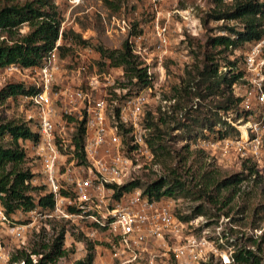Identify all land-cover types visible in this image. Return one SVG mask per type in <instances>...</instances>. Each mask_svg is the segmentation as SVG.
<instances>
[{
    "label": "trees",
    "instance_id": "obj_1",
    "mask_svg": "<svg viewBox=\"0 0 264 264\" xmlns=\"http://www.w3.org/2000/svg\"><path fill=\"white\" fill-rule=\"evenodd\" d=\"M98 1L112 13L119 10L120 0ZM211 3L213 7L200 18V23L204 30L209 23L219 25L209 30L211 34L206 36L201 46H197L198 51L199 49L202 51L199 64L191 66L181 84L172 88V97L166 98L174 101L172 106L162 111L160 106H157L160 115L158 118H153L149 112L144 113L145 126L151 130V136L147 137L146 144L152 154L153 163L161 156H169L162 144L163 133L160 132L159 125H166L168 129L167 125L173 123L169 131L184 130L185 135L180 139L185 142L183 149H187L190 146L198 147L195 144L199 139L196 138L198 135L201 140H210L212 136L217 142L232 135L236 136L237 131L232 124L238 120L247 121V117L253 114V103L249 109L241 106L240 93L250 86L248 79L245 85L238 87L244 78L238 66L239 60H242L244 66V55L240 59L231 56L244 45L250 48L263 39L264 0H211ZM61 21L55 0H23L21 3L0 0V69L9 65H16L22 69L38 68L55 47L56 42H60V45L55 47L58 59L69 52V48H65L61 42L87 45V41L82 40L73 30L61 29ZM189 45L188 42L187 46ZM96 51L108 62L109 68H121V77L125 84H120L118 88L123 92L122 98L138 95L152 86L151 76L132 52L128 37L117 50L103 51L96 48ZM262 74L264 77L263 69ZM126 85L130 86V89ZM262 89L264 92V80ZM33 92L34 90L23 81H8L0 87V105L7 100L30 96ZM181 99L195 102L188 107L181 106ZM262 112L264 114V108ZM121 130L123 139L129 141V130L125 128ZM188 133L193 135L190 136ZM164 135L167 133L164 132ZM37 140V134L30 124L0 122V207L6 215L26 213L33 208L52 210L51 194L47 193L43 186L32 184L36 174L32 173L31 168L24 166L26 152L21 144L25 142L34 144ZM83 140L84 130L82 123H79L73 133L74 156L78 164H84ZM262 149L264 151V143ZM248 162L247 160L244 162L246 164H242L245 174L239 172L219 179L212 170L200 171L197 173L199 184L195 185L194 189L188 188L187 181L181 180L174 170H169L166 176H160L145 185L134 179L115 187L114 197L118 198L134 188H140L142 195L147 199L166 198L174 202L176 197L192 192L197 199L217 206L216 211H221L239 197L241 183L255 173L253 165L247 166ZM230 211L228 208L221 215L228 217L232 224L241 220L240 217H229ZM175 213L180 221L187 222L203 216L205 208L200 204L189 215L181 216ZM242 213L243 209L235 210V214ZM214 215L218 217V214ZM44 224L48 226V230L42 226L33 232L32 239L25 246L16 248L9 254L7 264H57L60 259L69 256L71 250L63 246L67 232L65 224L53 220H45ZM241 235V238L235 236L233 244L228 243L233 245L232 262L229 264H264V250L261 248L264 243L263 236L244 238L243 234ZM79 237L75 236L74 240L80 241ZM84 245L85 256L69 264L92 263L94 259L92 245L88 242H84Z\"/></svg>",
    "mask_w": 264,
    "mask_h": 264
},
{
    "label": "built area",
    "instance_id": "obj_2",
    "mask_svg": "<svg viewBox=\"0 0 264 264\" xmlns=\"http://www.w3.org/2000/svg\"><path fill=\"white\" fill-rule=\"evenodd\" d=\"M66 1L72 8L82 0ZM164 32V28L158 32L162 36L157 43L161 49L167 45ZM263 42L264 37L244 54L250 85L240 93L244 109L252 103L264 108L263 61L259 58ZM59 45L60 42L55 43V47ZM55 47L38 68L9 65L0 69V87L7 79L16 78L34 90L32 95L21 97L30 106V121L38 137L36 143L29 142L38 162L31 171L41 177V186L53 200L51 211L33 208L26 213L6 215L0 207V264H7L9 256L2 248L4 237L21 248L35 222L51 219L84 220L94 228L91 235L105 238L104 255L92 264L231 263L235 237L219 225L214 228L213 238L207 236L206 224L196 232V222L202 216L182 222L174 212L172 200L147 199L140 188L114 197L115 187L134 180L139 170L157 171L146 144V99L142 93L122 98L123 92L113 88L110 73L91 76L83 88H56L60 60ZM147 74L150 75L149 71ZM150 89L145 91L150 93ZM155 99L161 111L174 102L158 96ZM79 123L84 130V164L76 162L73 149V133ZM247 127L251 137L233 143L241 155L249 151L255 154L262 145L256 135V123H248ZM121 128L129 130V141L123 139ZM228 143L232 144L225 139L216 145L226 148ZM195 144L203 149L213 146L204 139H197ZM18 216H24L25 222L17 221ZM218 221L230 225L228 217L219 216ZM256 234L254 229L249 232L253 238Z\"/></svg>",
    "mask_w": 264,
    "mask_h": 264
},
{
    "label": "rangeland",
    "instance_id": "obj_3",
    "mask_svg": "<svg viewBox=\"0 0 264 264\" xmlns=\"http://www.w3.org/2000/svg\"><path fill=\"white\" fill-rule=\"evenodd\" d=\"M14 1L23 2V0ZM55 5L62 20L61 29L73 30L80 35L82 40L87 41L86 46L71 44L68 41L61 42L65 48H69V52L59 59L60 73L56 79V88H83L91 76L110 73L114 82L113 88L119 90L118 86L125 84L121 77V68H109L108 62L100 57L96 48H101L103 51L117 50L124 39L128 37L132 52L137 56V60L141 62L142 66L147 68L152 79L150 93L144 90L142 95L146 99L144 113L149 112L153 118L160 116L155 97L158 96L161 100L172 97V88L179 86L186 78V72L191 66L198 65L201 60L202 51L201 49L198 51L197 46H201L206 36L211 34L209 30L219 25L209 23L204 30L200 23V18L213 7L211 0H120L119 10L115 13L105 8L98 0H82L80 4L72 8L66 0H55ZM160 28L165 29L163 37L167 42L163 49L157 45L162 37L158 33ZM130 33L134 35L129 36ZM188 42L189 46H187ZM248 49L244 45L240 50L233 52L231 58L240 59ZM157 56H160V59H157ZM259 58L263 61L262 69L264 70V42L261 44ZM239 62L238 66L244 76L243 82L238 84L240 88L246 84L249 75L245 71L242 60ZM8 81L20 82L19 79L9 78L2 82L1 86ZM126 87L130 89L128 85ZM182 99L180 100L181 106L188 107L195 102L194 100L187 102ZM252 110L253 114L247 117V121L238 120L232 124L237 131V137L235 135L227 137L226 139L232 144L228 143L226 148L223 146L225 149L216 145L217 141L212 136L209 141L213 146L210 148L200 149L190 146L183 149L185 142L180 138L185 135L184 130L169 131L168 129L173 127V123L167 125L168 129H166V125H159V130L163 133L161 134L162 144L169 156H161L157 159L155 162L156 172L143 173L139 170L136 172L135 179H138L141 185H145L160 176H166L169 170H174L181 180L187 181L188 188L194 189L195 185L199 184L197 173L200 171L212 170L216 178L219 179L234 173H244L242 164H246L244 162L248 160L247 166L253 165L255 173L246 177V180L241 183L239 197L234 199L231 205L221 211H216L217 206L197 199L196 195L190 192L189 195H180L174 199V210L184 216L191 214L196 206L200 204L204 206L205 213L196 222L198 229L196 232H200L199 226L206 224L205 231L209 238L215 237L214 228L218 225L233 238L239 234H243L244 238H253L249 235L253 229L257 232L253 236L262 235L264 238V151L261 145L255 154L249 151L241 155L233 144L251 137V131L247 127L248 123H256V135L263 144V108L252 104ZM30 118V106L21 99L7 100L0 105V122L14 121L32 125ZM176 119L178 120V116ZM164 132L167 133L166 136ZM188 135L192 136L193 133H188ZM150 136L151 130L149 129L148 138ZM196 138L201 140L199 135ZM192 140L193 138L190 141ZM193 142L190 143L193 144ZM21 146L26 152L24 166L37 167L38 162L32 155L31 144L26 142ZM40 180L41 177L36 174L32 184L41 186ZM228 208L231 209L229 217L241 218L234 224L229 220L231 227L228 222L218 221L219 216ZM236 209H243V213L235 214ZM214 214H218V217L216 218ZM16 219L19 222L26 220L24 216H18ZM51 220L65 224L67 232L63 246L65 249L71 250L69 256L60 259L57 264H69L74 260L82 259L86 254L84 242L92 245L94 254L92 263L99 256L104 255L102 253L106 250L105 238L100 235H91L94 228L84 220L74 222L61 219ZM43 225L45 230H48V226L43 221L35 222L34 228L26 234L24 246L32 239L33 232L38 231ZM75 236H78L80 241H75ZM239 243L241 241L238 242V245ZM2 248L4 252L10 254L17 248V244L10 238L4 237ZM261 248L264 250V243Z\"/></svg>",
    "mask_w": 264,
    "mask_h": 264
}]
</instances>
